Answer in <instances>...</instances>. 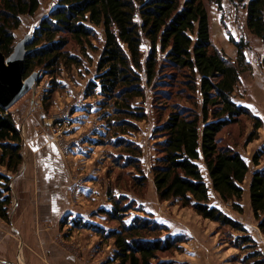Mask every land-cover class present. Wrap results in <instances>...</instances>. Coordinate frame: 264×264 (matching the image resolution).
<instances>
[{
	"label": "trees",
	"instance_id": "trees-1",
	"mask_svg": "<svg viewBox=\"0 0 264 264\" xmlns=\"http://www.w3.org/2000/svg\"><path fill=\"white\" fill-rule=\"evenodd\" d=\"M40 1L0 0L3 56L8 57L13 51L14 31L21 18L33 16ZM206 3L221 6V0H58L32 32L23 78L36 70L54 78L62 66H80V58L71 55L67 46L75 45L88 58L86 49L96 50L93 42L98 28L103 32L104 45L96 64L95 81L88 83L85 95L101 96L112 104L117 115L143 120L142 113L131 110V102L143 97L142 78L147 85L155 81L156 85L169 87L181 77L185 89L198 99L189 96V106L173 105L154 131L162 140L155 144L157 157L152 167L156 196L161 202L176 201L181 207L190 208L203 220L245 233L238 222L208 204L212 191L223 202L235 201L233 209L241 211L238 203L249 172L241 155L220 146L217 137L240 117L248 116L254 122L248 138L251 143L262 122L232 100L240 75L248 69L245 45L233 43L234 62L213 46ZM246 10L248 32L264 44V0H249ZM144 42L149 50L142 60ZM261 67L264 71V52ZM53 92L51 89L47 94ZM49 99H43L45 108L49 107ZM21 145L12 115L0 107V167L12 175L18 173L23 163ZM251 161L258 166L259 156L255 154ZM132 167L142 175L138 165ZM136 183L143 187L146 178L140 176ZM248 194L250 210L264 235V170L252 173ZM10 205V178L0 173V219L5 222L9 221ZM126 212L116 203L111 211H104L111 221L119 223V229L109 232L89 223L72 224L73 228L94 230L113 240V256L102 264H153L158 254L176 249L174 241L154 238L163 229L149 220L134 218L130 225L124 224L122 216ZM238 241L237 248L245 245L253 251V264H264L262 258L257 260L261 254L255 251L248 236L239 237Z\"/></svg>",
	"mask_w": 264,
	"mask_h": 264
},
{
	"label": "rangeland",
	"instance_id": "rangeland-1",
	"mask_svg": "<svg viewBox=\"0 0 264 264\" xmlns=\"http://www.w3.org/2000/svg\"><path fill=\"white\" fill-rule=\"evenodd\" d=\"M248 1L221 0L220 8L214 3H206L213 46L234 62L236 48L233 43L245 45L248 69L240 75L232 100L262 122L256 139L251 143H248V138L253 132L254 122L248 116L240 117L217 137L220 146L229 147L241 155L249 172L242 184L243 194L238 203L241 211L233 209L235 201L223 202L212 191L209 192L208 204L238 222L245 233L203 220L176 201L158 200L152 182V167L157 157L155 144L162 140L154 131L166 119L173 105L189 106V96L191 99H198V96L189 94L181 77L169 87L156 85L155 81L147 85L142 78L143 97L131 102V110L142 113V121L117 115L112 104L103 101L96 93L87 97L86 87L90 81H95L96 64L104 45L100 28L96 29L97 38L93 42L96 50L86 49L88 58L75 45L67 46L71 55L80 58V66H62L54 78L36 70L37 80L33 87L7 110L15 115L13 120L21 135L23 157L15 175L0 168V173L10 178L9 218L33 205L34 215L39 218V228L50 233L55 231V249L51 253L55 258L61 257L63 264H102L111 259L114 253L112 239H106L94 230L73 228L72 224L74 221L82 225L89 223L106 232L119 229V223L111 221L104 213L112 210L113 203L127 211L122 216L124 224L130 225L134 218L149 220L163 229L156 232L155 239L174 241L176 249L158 254L153 264H253L254 259L250 255L253 251L245 245L236 247L240 244L238 238L243 236L254 242L255 251L261 254L257 260H264V235L250 210L248 194L252 173L264 170V71L261 67L264 44L247 30ZM57 2L41 0L33 16L22 17L20 26L14 31L15 44L31 34ZM148 50V43L144 42L142 60ZM51 89L54 92L47 94ZM44 97H50L47 108ZM255 154L259 156L256 167L251 161ZM30 159L34 184L38 183L37 174L48 182L49 176L54 175L51 170H55L59 176L57 183L63 185L66 177L70 180L66 193L49 191V188L45 192L41 190L36 198V190L20 198L17 192H23L24 181L21 179L18 186L15 183ZM133 165L139 166L142 175ZM140 176L146 178L143 187L136 183ZM27 186L30 190L35 188L32 183H27ZM28 198L29 203L22 206ZM51 199L58 203L52 204ZM5 223L9 224V221Z\"/></svg>",
	"mask_w": 264,
	"mask_h": 264
},
{
	"label": "crops",
	"instance_id": "crops-1",
	"mask_svg": "<svg viewBox=\"0 0 264 264\" xmlns=\"http://www.w3.org/2000/svg\"><path fill=\"white\" fill-rule=\"evenodd\" d=\"M25 167L26 170L17 177L15 183L16 186H18L21 179L24 181L23 192H17L20 198L22 195H31L34 190H36V198L41 190L45 192L46 189L49 190L50 188L49 191L66 193V190L69 189V178L66 177L64 184L60 185L56 181L59 176L56 174L57 172H55V170H51V173L53 172L54 175L51 174L52 176H49L50 179L48 182H46V179L43 181V176L37 174L36 177L38 176L37 180L39 185L37 182L34 184V173L32 169H30L31 159L27 161ZM27 183H32L35 185V188L33 190L28 189ZM48 190L46 192H48ZM29 198L27 202L21 205L24 206V204H28ZM20 201L19 203H21ZM50 202H52V204L55 203V205L58 203L53 201V199H51ZM30 206L31 208L29 210L27 209V211H25V209L22 212L20 211L21 213H18L15 217L9 218V224L0 219V264H63L61 262V257L55 258V255L51 253L53 249H55V231L50 233L48 230H45V228L40 229L37 224L39 222L38 215H34V207L31 204ZM64 206H66L65 202ZM35 209V213H37L38 210L36 206ZM19 246H21V248H19ZM16 257L18 263H16ZM45 261L47 263H45Z\"/></svg>",
	"mask_w": 264,
	"mask_h": 264
},
{
	"label": "water",
	"instance_id": "water-1",
	"mask_svg": "<svg viewBox=\"0 0 264 264\" xmlns=\"http://www.w3.org/2000/svg\"><path fill=\"white\" fill-rule=\"evenodd\" d=\"M31 37L32 33L27 34L17 42L10 56L5 57L0 53V107L4 110H9L37 80L35 72L23 78L24 59Z\"/></svg>",
	"mask_w": 264,
	"mask_h": 264
},
{
	"label": "built area",
	"instance_id": "built-area-1",
	"mask_svg": "<svg viewBox=\"0 0 264 264\" xmlns=\"http://www.w3.org/2000/svg\"><path fill=\"white\" fill-rule=\"evenodd\" d=\"M11 115H12V114H11ZM14 117H15V115L13 114V115H12V118H14Z\"/></svg>",
	"mask_w": 264,
	"mask_h": 264
},
{
	"label": "snow or ice",
	"instance_id": "snow-or-ice-1",
	"mask_svg": "<svg viewBox=\"0 0 264 264\" xmlns=\"http://www.w3.org/2000/svg\"><path fill=\"white\" fill-rule=\"evenodd\" d=\"M55 210V209H54Z\"/></svg>",
	"mask_w": 264,
	"mask_h": 264
}]
</instances>
